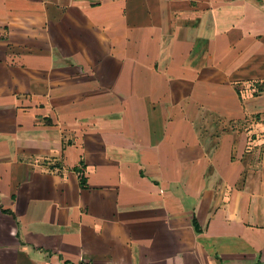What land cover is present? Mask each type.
<instances>
[{
	"label": "crops",
	"instance_id": "0c3cea01",
	"mask_svg": "<svg viewBox=\"0 0 264 264\" xmlns=\"http://www.w3.org/2000/svg\"><path fill=\"white\" fill-rule=\"evenodd\" d=\"M83 260L264 264V0H0V264Z\"/></svg>",
	"mask_w": 264,
	"mask_h": 264
},
{
	"label": "rangeland",
	"instance_id": "374dc122",
	"mask_svg": "<svg viewBox=\"0 0 264 264\" xmlns=\"http://www.w3.org/2000/svg\"><path fill=\"white\" fill-rule=\"evenodd\" d=\"M123 14L122 15H125V12L122 11ZM142 14L145 13V10L143 12H141ZM137 16H133V18H136ZM138 18V17H137ZM124 29L122 30V38L120 40V42H117V48L120 47L122 48V56L123 58H127L129 57L130 58V55H128L129 53V50H130V43L133 39V41H137V32L138 30L137 29H132V25H134L131 21H124L122 23ZM126 26V27H125ZM114 32H117L116 30H108L107 32V35H108V39L109 37L111 36V34H114ZM133 37V38H132ZM151 38V37H150ZM147 39V38H146ZM206 40H209V39H206ZM218 42L216 43L215 42V46L218 47L217 49L215 48L214 50L212 49L211 53L210 51H208V58L207 59H204L203 61H215V62H218L220 65H224L226 66V64H230L233 68L237 67L238 66V62H235L233 57H234V51H235V45H234V42L232 41V39H217ZM146 41V40H145ZM205 42V41H204ZM230 42V44L232 45V50H226V44ZM246 42L248 41H241L239 44H238V49L241 50L243 49L244 45L246 44ZM113 45L111 43L110 40H107V49L108 48H112ZM108 51V50H107ZM219 51V52H218ZM101 56L103 57L102 53H101ZM61 57H63L64 59L63 60H66V58H68L69 56L65 53H63L61 55ZM47 61H49L51 59L50 56H47ZM52 59L56 60L58 59V55H55ZM103 59H106V57ZM102 59V60H103ZM94 60V56L91 55V61ZM123 60V59H122ZM130 60V59H129ZM227 64V65H228ZM227 67V66H226ZM92 72V71H91ZM238 73H235L234 76L236 77H243V73H242V70L240 69V71H237ZM240 81H243V80H235V90L237 91L238 95L239 94H243L244 95V89L242 86V83H240ZM259 88V87H258ZM257 87H254V90L249 92L251 93V95H254L256 96L257 95V92H258V89ZM246 91V90H245ZM99 92L97 93H94L92 92L93 95L97 94V97H99ZM76 94V92H75ZM242 95V96H243ZM241 99V98H240ZM31 103H32V106L34 107H38L39 104H35V102H30V100L26 103L27 105V108L30 107L32 109V106H31ZM117 104L120 105V108L122 109H129L130 108V105L129 103H127L126 101L124 100H121L118 102H111L110 100H100V101H96L95 103L92 102V103H86L84 101H76L74 102V108L75 109H78V110H84V109H105V110H112V109H115L117 108ZM166 104H169V102H166L164 103V105L166 106ZM172 104V103H171ZM99 107V108H98ZM162 107V106H161ZM34 110V109H32ZM28 125H30V123H28Z\"/></svg>",
	"mask_w": 264,
	"mask_h": 264
},
{
	"label": "trees",
	"instance_id": "16d2710c",
	"mask_svg": "<svg viewBox=\"0 0 264 264\" xmlns=\"http://www.w3.org/2000/svg\"><path fill=\"white\" fill-rule=\"evenodd\" d=\"M82 179H83V178L80 177V184H81V185L83 184V180H82ZM6 212H7V211H6ZM192 222H193L194 227L197 229V226H196V224H195V221L193 220Z\"/></svg>",
	"mask_w": 264,
	"mask_h": 264
},
{
	"label": "built area",
	"instance_id": "2783aa9c",
	"mask_svg": "<svg viewBox=\"0 0 264 264\" xmlns=\"http://www.w3.org/2000/svg\"><path fill=\"white\" fill-rule=\"evenodd\" d=\"M78 264H89L87 261H81V262H79Z\"/></svg>",
	"mask_w": 264,
	"mask_h": 264
}]
</instances>
